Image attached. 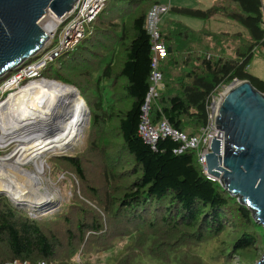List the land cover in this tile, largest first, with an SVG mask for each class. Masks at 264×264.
Returning a JSON list of instances; mask_svg holds the SVG:
<instances>
[{
	"label": "trees",
	"instance_id": "16d2710c",
	"mask_svg": "<svg viewBox=\"0 0 264 264\" xmlns=\"http://www.w3.org/2000/svg\"><path fill=\"white\" fill-rule=\"evenodd\" d=\"M148 9L128 14L119 26L108 24L121 31L124 58L114 47L118 42L98 47L93 59L77 57L82 44L73 51L68 74L108 92L96 96L98 129L88 135L86 150L53 158L75 176L80 190L72 184L70 201L50 215L27 211L0 194V264H234L235 257L247 264L261 257L264 228L217 180L206 178L197 151L174 152L180 143L168 136L153 149L138 133L150 85ZM170 11L200 19L203 26L192 29L171 19L163 24L160 36L171 51L160 61L162 84L149 116L152 123L164 118L192 135L207 121L210 96L234 79L264 93V81L246 68L257 49L264 50V0H214L206 8L169 6ZM97 32L83 43L94 41ZM226 42L233 44L230 52ZM90 71L99 73L91 77ZM44 78L78 90L63 78Z\"/></svg>",
	"mask_w": 264,
	"mask_h": 264
},
{
	"label": "water",
	"instance_id": "95a60500",
	"mask_svg": "<svg viewBox=\"0 0 264 264\" xmlns=\"http://www.w3.org/2000/svg\"><path fill=\"white\" fill-rule=\"evenodd\" d=\"M76 1L0 0V78L44 47L49 34L40 21L46 12L62 17ZM215 122L220 131L205 154L207 173L264 228V93L237 80L222 96ZM255 264H264V252Z\"/></svg>",
	"mask_w": 264,
	"mask_h": 264
},
{
	"label": "bare ground",
	"instance_id": "6f19581e",
	"mask_svg": "<svg viewBox=\"0 0 264 264\" xmlns=\"http://www.w3.org/2000/svg\"><path fill=\"white\" fill-rule=\"evenodd\" d=\"M57 19L51 14L41 26L52 30ZM87 119L88 108L75 87L41 77L11 91L0 103V148L11 142H17L18 148L0 158V191L15 202L29 201L38 208L44 205L43 198L35 195L44 154L72 146L81 137ZM28 163L33 164V172L22 170ZM20 183L26 186L23 190L17 188Z\"/></svg>",
	"mask_w": 264,
	"mask_h": 264
},
{
	"label": "rangeland",
	"instance_id": "374dc122",
	"mask_svg": "<svg viewBox=\"0 0 264 264\" xmlns=\"http://www.w3.org/2000/svg\"><path fill=\"white\" fill-rule=\"evenodd\" d=\"M153 0H137L132 3L130 0H107L103 9L98 14L97 21L98 24L96 25V20H94L90 25L86 26L85 30L87 35L83 40L80 41V43L71 51L64 54L63 56L55 59L52 63H49L46 68L42 71L41 75L44 77H59L63 78L71 83H74L78 87V93L82 94L84 97L85 104L83 102V105L88 108V119L87 123L83 126V131L81 137L67 150L65 151H49L46 152L43 156V163H42V171L39 175H37V180L39 187L35 188V195L40 196V199L44 202V205L42 203L41 207H36L35 204L27 203L29 201H23V202H15L12 200L5 192V195L11 199L14 203L21 204L17 205L22 207L23 209L29 210L30 212L36 213L38 215H50L52 212L56 213L59 211V206L62 202L68 203L71 197L72 193V184H76L77 188L76 191L78 192L79 184L78 180L75 178V176L71 172H66L58 168V165L56 164V161L53 160L55 156L59 155H71L74 153H82L86 150L87 147V138L89 135V138L92 135V132L98 129L96 124V117L94 114L96 113V107L94 106V102L97 99L96 96H98L100 93L105 98L108 92L105 90L103 85L100 86V89L97 90L95 84L92 83H86V82H80L71 77L69 73V65L72 63V59L74 56V52L79 45L82 44V46L77 50V57L82 54H88L90 55L91 59L98 57L100 55V52L98 50V47H106L108 44H115V49H117L118 55L120 57L125 56V52L123 50V45L121 41H118V37H120L121 31L118 30L117 32L111 31L108 27H114L112 25L108 26V24L111 23H118V26L120 25V22L122 19H127V15H137L138 12H141L143 10L148 9L151 2ZM162 3H168L169 6L173 7H187V8H206L209 7L214 0H155ZM169 19L171 20H177L180 21L187 26H189L192 29H200L203 26V21L194 17L179 15L174 13L173 11L167 12L161 17V20L158 24L159 31L162 28L163 24L165 22H169ZM170 23V22H169ZM61 28V27H60ZM102 28H107V31L104 32L101 30ZM98 31L95 34L96 39L94 41L89 40L85 44L83 43L85 39L92 38L94 35V32L96 30ZM91 33L89 34V32ZM57 37L54 39V43L56 42ZM121 40V39H120ZM126 42V41H124ZM92 43V45H90ZM224 46L227 48V52H230L233 44L230 42L224 43ZM87 48L94 51L95 54L88 52ZM107 48V47H106ZM28 61V60H27ZM66 66L64 68H61V66ZM116 65H118L116 63ZM247 70L259 77L264 81V50L263 49H257L256 53L253 55L251 60L249 61V64L247 65ZM102 70L100 68L99 72ZM13 72V71H11ZM98 72V73H99ZM98 73L94 72V76L90 71V76L95 77ZM65 75V76H62ZM8 76L7 78H9ZM96 80V79H94ZM124 80L121 81V83ZM106 82H103L105 84ZM80 94V97H82ZM103 98V101L105 99ZM98 108V107H97ZM101 111H106L107 108L103 107L100 109ZM99 111V110H97ZM18 148L17 142H11L5 145L4 147L0 148V158L10 156L16 149ZM15 160V159H13ZM33 164L28 163L25 164L22 167V170H25L27 173L33 172ZM23 184H17V188L20 190H23L24 187ZM20 186V187H19ZM25 191V190H24ZM38 191V192H37ZM69 200V201H68ZM26 205V206H25ZM50 213V214H49ZM121 246V244H120ZM211 246H206L205 253L210 252ZM258 253L260 255L264 252V239L258 243ZM260 256L258 255L257 258L255 256V259H259ZM207 259V257H206ZM254 258H248L247 264H255L258 260H255ZM77 262H80L79 253L76 256ZM43 263V262H42ZM234 264H241L240 261L237 260V258H234L233 261ZM16 264H20L19 261H16ZM25 264H29L26 262ZM218 264V263H216Z\"/></svg>",
	"mask_w": 264,
	"mask_h": 264
},
{
	"label": "built area",
	"instance_id": "2783aa9c",
	"mask_svg": "<svg viewBox=\"0 0 264 264\" xmlns=\"http://www.w3.org/2000/svg\"><path fill=\"white\" fill-rule=\"evenodd\" d=\"M106 1L77 0L69 12L62 17L55 16L58 18L57 23L52 30L48 31L49 38L40 52L34 59L23 64L9 78L0 83V103L7 99L11 91H18L23 87V84L29 83L30 79L43 78L41 73L49 63L74 49L85 38L87 35L86 26L97 18ZM168 10V3L156 2L149 7L146 13L145 30L149 35L152 52L150 57V85L144 104L141 107L142 114L138 124V133L153 149L158 138L168 136L180 143L174 152L181 153L187 149L197 151V162L201 166L203 174L207 179L215 181V178L207 173L205 154L209 151L212 138L217 137L218 131H220L216 126L215 118L221 98L237 79H234L231 84L221 90H217L210 96L206 106L207 121L199 132L187 135L185 132L173 128L164 118L157 123H152L149 116L150 102L157 96L161 88L162 74L159 70V64L167 54V48L161 39L158 24L161 17ZM51 14L50 11L46 12L40 24L45 17ZM56 37L57 40L54 43Z\"/></svg>",
	"mask_w": 264,
	"mask_h": 264
}]
</instances>
